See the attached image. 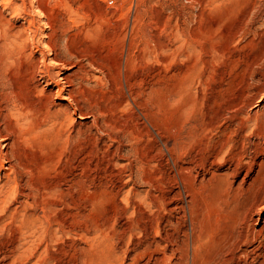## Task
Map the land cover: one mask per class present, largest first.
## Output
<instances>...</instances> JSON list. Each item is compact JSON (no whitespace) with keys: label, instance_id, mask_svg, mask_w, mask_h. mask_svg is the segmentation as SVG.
<instances>
[{"label":"rangeland","instance_id":"obj_1","mask_svg":"<svg viewBox=\"0 0 264 264\" xmlns=\"http://www.w3.org/2000/svg\"><path fill=\"white\" fill-rule=\"evenodd\" d=\"M108 1L0 0V264L224 262L264 199V0ZM221 143L223 184L201 165ZM254 219L235 264L264 261Z\"/></svg>","mask_w":264,"mask_h":264},{"label":"bare ground","instance_id":"obj_2","mask_svg":"<svg viewBox=\"0 0 264 264\" xmlns=\"http://www.w3.org/2000/svg\"><path fill=\"white\" fill-rule=\"evenodd\" d=\"M209 1V0H208ZM215 1V0H214ZM210 2V1H209ZM215 4V3H214ZM213 5V4H212ZM29 6V5H28ZM14 7V6H13ZM250 13V12H249ZM248 14V13H247ZM247 14L245 15V17H243L244 19H242V23H240V24H242V25H244V24H246L247 22H248V19H247ZM249 15V14H248ZM45 19V18H44ZM63 19V18H62ZM8 20V19H7ZM28 20V19H27ZM44 23V22H43ZM1 24V23H0ZM55 24V23H54ZM250 25V24H249ZM238 27H241V25L240 26H238ZM53 28V27H52ZM5 28L4 27H0V44H1V46L3 47V46H6V45H8L7 43L9 42H7V35H6V31L4 30ZM242 29H244L243 28V26H242ZM242 29H240V30H242ZM16 30V29H15ZM15 30L13 31V33L15 32ZM20 32V31H19ZM240 32V31H239ZM21 33V32H20ZM20 33H15V34H18V36H19V34ZM64 33V32H63ZM8 34H10L11 35V33H8ZM13 35V34H12ZM11 35V36H12ZM22 35H23V33H22ZM17 36V35H16ZM17 36V37H18ZM21 36V35H20ZM15 37V36H14ZM28 38V37H27ZM11 38H9V40H10ZM13 39V38H12ZM11 39V40H12ZM20 39H22V37L20 38ZM24 39H25V37H24ZM14 40V39H13ZM26 40V39H25ZM236 40V39H235ZM238 40V39H237ZM20 41H22V40H20ZM236 42V41H235ZM10 43V42H9ZM16 43V42H15ZM13 44V43H12ZM22 44H23V42H22ZM47 44V43H46ZM236 44V43H235ZM14 45V44H13ZM26 45V44H25ZM24 45V46H25ZM16 46L18 47V45L16 44ZM22 46V45H21ZM47 47H49L48 45H46ZM264 46V45H263ZM16 47V48H17ZM19 48V47H18ZM50 49V48H49ZM196 49V48H195ZM11 50V49H10ZM20 50V49H19ZM18 50V51H19ZM51 50V49H50ZM193 50H194V47H193ZM262 50V49H261ZM9 51V50H8ZM29 52V51H28ZM20 54V53H19ZM30 54V53H29ZM26 55V54H25ZM259 55H261V56H263L264 55V48H263V51L261 52V54H259ZM258 55V56H259ZM32 56V55H31ZM257 56V55H256ZM260 56V57H261ZM260 57L258 58L259 60H260ZM15 58V57H14ZM19 58V57H18ZM31 58V57H30ZM49 59V58H48ZM51 59H53V60H51V62L50 63H53L52 61H55L54 60V58H51ZM37 63V62H36ZM46 63H47V61H46ZM76 63V62H75ZM58 65V63H56V61H55V65ZM61 64V63H60ZM60 66V65H59ZM63 66V65H62ZM53 68V67H52ZM41 69V68H40ZM46 69H47V67H46ZM50 70V69H49ZM104 70V69H103ZM5 71V70H4ZM81 71V70H80ZM6 73V72H5ZM46 74H48V73H46ZM75 75V74H74ZM62 76H64V75H62ZM88 76V75H87ZM86 76V77H87ZM84 77V76H83ZM88 78V77H87ZM61 79H64V77H62ZM63 81V80H62ZM67 81V80H66ZM69 81V80H68ZM54 82V81H53ZM61 82V81H60ZM48 83V82H47ZM50 83V82H49ZM69 83V82H68ZM53 84V83H52ZM57 84V83H56ZM51 86V85H50ZM60 86H61V84H60ZM66 86V85H65ZM69 86V85H68ZM61 88V87H60ZM59 91V90H58ZM69 91V90H68ZM71 91V90H70ZM59 93V92H58ZM61 93H63V92H61ZM5 95V94H4ZM128 96V95H127ZM5 97V96H4ZM10 99V98H9ZM69 100L70 101V103H71V101L73 100L72 99V95L71 94H68L67 96H66V100ZM68 101V102H69ZM134 101V100H133ZM14 102V101H13ZM126 102H127V99H126ZM128 103V102H127ZM75 104V103H74ZM7 106V105H6ZM68 107V106H67ZM6 109V108H5ZM21 110V109H20ZM52 111V110H51ZM13 112V111H12ZM19 112H21V111H19ZM11 113V112H10ZM12 114V113H11ZM16 116V115H15ZM14 116V117H15ZM46 116V115H45ZM259 116V115H258ZM11 117H12V115H11ZM81 117V119H84L85 117H83V116H80ZM87 117V116H86ZM248 117V116H247ZM52 119V118H51ZM66 119V118H65ZM164 119V118H163ZM44 120V119H43ZM48 120V119H47ZM27 121V120H26ZM25 121V122H26ZM61 121H63V120H61ZM61 121H59V122H61ZM56 124V123H55ZM260 124V123H259ZM6 125V124H5ZM30 125H32V123H30ZM53 125V124H52ZM211 126V125H210ZM19 127V126H18ZM60 129V128H59ZM259 129V128H258ZM11 130V129H10ZM13 130V129H12ZM27 130V129H26ZM16 131V130H15ZM14 131V132H15ZM205 131V130H204ZM12 132V131H11ZM207 132H208V130H207ZM64 133V132H63ZM201 134V133H200ZM30 135V134H29ZM40 135V134H39ZM205 135V134H204ZM41 136V135H40ZM43 136V135H42ZM5 137V136H4ZM8 137V136H7ZM12 137H13V135H12ZM15 137V136H14ZM3 138V137H2ZM1 138V139H2ZM40 138V137H39ZM44 138V137H43ZM55 138V137H54ZM198 138V137H197ZM5 140H6V138H4ZM3 139V140H4ZM31 139V138H30ZM35 139V138H34ZM60 139V138H59ZM21 140V139H20ZM41 140V139H40ZM39 140V141H40ZM44 140H47L46 138L44 139ZM51 140V139H50ZM112 140V139H111ZM38 141V142H39ZM43 141V140H42ZM35 142V141H34ZM44 142V141H43ZM184 142V141H183ZM17 144V143H16ZM37 144V143H36ZM147 144V143H146ZM222 144V143H221ZM4 145V144H3ZM8 145V144H7ZM26 145H28V147H29V144H26ZM48 145V144H47ZM117 145V144H116ZM205 145V144H204ZM210 145V144H209ZM219 145V144H218ZM44 146V145H43ZM49 146H51V145H49ZM225 146L226 145H224V144H222L220 147H219V149L217 150V151H215L213 154H212V156L208 159V161H205L204 163H202L201 165L204 167L203 169H206L208 172H210L211 173V175H212V180H214V182L216 181L217 183H219V184H223V182H224V180H226L227 178H228V180H229V177L230 176H233V177H236V175L238 174V172H239V169H240V164H241V155L239 154V153H235L230 159H228L227 157H225L222 153H223V151L225 150L224 148H225ZM47 147V146H46ZM27 148V147H26ZM30 148H31V146H30ZM29 148V149H30ZM40 148V147H39ZM39 148H37L39 151H40V149ZM67 148V147H66ZM157 148V147H156ZM155 148V149H156ZM186 148H187V145H186ZM11 149V148H10ZM28 149V148H27ZM3 150V149H2ZM31 150V149H30ZM50 150V149H49ZM159 152H162V149L159 147V149H157ZM168 150V149H167ZM166 150V151H167ZM135 151H136V149H135ZM186 151V150H185ZM203 151V150H202ZM4 152V151H3ZM92 152V151H91ZM137 153V152H136ZM145 153V152H144ZM166 153V152H165ZM183 153H184V151H183ZM3 154V153H2ZM162 154V153H161ZM175 156V155H174ZM203 157H204V155H202ZM156 157H158V156H156ZM13 158V157H12ZM147 158V157H146ZM155 158V157H154ZM161 158V157H160ZM2 159V158H1ZM60 160V159H59ZM141 160V159H140ZM154 160V159H153ZM190 160V159H189ZM181 161V160H180ZM187 162H188V160H186ZM192 161V160H191ZM141 162H143V161H141ZM169 162V161H168ZM176 162H178V160L176 161ZM185 162V161H184ZM195 162V161H194ZM1 163V162H0ZM55 163V162H54ZM248 163V162H247ZM182 164V163H181ZM191 163H189V165H190ZM196 164V163H195ZM117 165V164H116ZM125 165V164H124ZM179 165V164H178ZM196 165H198V164H196ZM258 165H260V164H258ZM4 166V165H3ZM132 167V166H131ZM10 168V167H9ZM180 168L182 169V172H183V170L184 171H187L186 173H187V176L188 177H190L191 176V173H190V171L192 170V168L190 167V166H182V165H180ZM197 168V167H196ZM5 169V168H4ZM6 170H7V167H6ZM8 170H10V169H8ZM14 170H15V168H14ZM205 170V171H206ZM105 172V171H104ZM261 172V171H260ZM66 173V172H65ZM178 173H180V171L178 172ZM257 173V172H256ZM169 174V173H168ZM183 174V173H182ZM259 174L260 173H258V174H256V176L251 180L252 182L249 184V186L250 187H252V186H255V184H257L258 183V177H259ZM111 176V175H110ZM177 177V176H176ZM195 177H196V175H195ZM119 178V177H118ZM172 178V177H171ZM203 178H204V176H203ZM261 178V177H260ZM174 179V178H173ZM177 179V178H176ZM178 180V179H177ZM180 180V179H179ZM181 180H182V176H181ZM125 181V180H124ZM152 181V180H151ZM186 181V180H185ZM207 181V180H206ZM172 182V181H171ZM191 182V181H190ZM197 182V181H196ZM209 182V181H208ZM230 182V181H229ZM244 182H245V176L244 177H242V181H241V183H240V185L238 184L237 186H234V184H225V186L223 185V190H225V191H227V192H232V191H238V190H240V191H242L243 190V187L242 186H244ZM126 183V182H125ZM195 183V182H194ZM194 183H193V185H194ZM228 183V182H227ZM191 184V183H190ZM197 185V184H196ZM6 186V185H5ZM15 186V185H14ZM126 187V186H125ZM178 187V186H177ZM221 187H222V185H221ZM18 188V187H17ZM16 188V189H17ZM66 188V187H65ZM149 189V188H148ZM219 189V188H218ZM51 190V189H50ZM199 190V189H198ZM111 191V190H110ZM192 191V190H191ZM245 191V190H244ZM190 192V191H189ZM110 193V192H109ZM235 193V192H234ZM60 194V193H59ZM117 194V193H116ZM189 194V193H188ZM221 194V193H220ZM23 195V194H22ZM181 195V194H180ZM190 195V194H189ZM192 195V194H191ZM242 195V194H241ZM233 196V195H232ZM235 196V195H234ZM54 197V196H53ZM111 197V196H110ZM116 197V196H115ZM162 197V196H161ZM236 197V196H235ZM155 198V197H154ZM206 198V197H205ZM223 198H225V197H223ZM135 199H136V197H135ZM153 199V198H152ZM172 199H173V197H172ZM244 199H246V197L244 198ZM167 200H169V199H167ZM190 200V199H189ZM134 201V200H133ZM159 201V200H158ZM172 201V200H171ZM188 201V200H187ZM234 201V200H233ZM240 201V199H236L235 200V202H239ZM116 203H118V202H116ZM159 203H160V201H159ZM194 203H195V201H194ZM193 203V204H194ZM198 204V203H197ZM24 206V205H23ZM181 208H182V210H183V212L185 213V210H186V207L182 204V206H180ZM188 207H189V204H188ZM221 207V206H220ZM239 207V209L237 208V211H238V215H239V217H240V220L237 222L238 224H237V227L239 228L237 231H234V232H232L231 234H230V237H229V239H230V244H228L229 246H228V248H227V253H228V255H229V257L227 258V259H225L224 260V262H221V263H217V264H235L237 261H239L240 259H241V257L240 256H238V252H240L239 250L241 249V247L242 246H245L247 243H249V242H251L250 241V235H249V233H248V230H245V228H247V225H248V222H250V220H255L254 219V215L255 214H257V213H259L260 211H262L263 209H264V199H260V201H254V199H247V200H245L244 202H242L241 201V203H240V205L238 206ZM174 208V207H173ZM170 209V208H169ZM128 210V209H127ZM116 211V210H115ZM175 211V210H174ZM215 213V212H214ZM13 214V213H12ZM183 214V213H182ZM36 215V214H35ZM144 215V214H143ZM148 216V215H147ZM176 217V216H175ZM146 218V217H145ZM189 218V217H188ZM184 219V218H183ZM182 219V220H183ZM157 221V220H156ZM186 222H187V220H186ZM194 223V222H193ZM198 223V222H197ZM234 224V223H233ZM169 225V224H168ZM156 226V225H155ZM61 227V226H60ZM149 227V226H148ZM54 228V227H53ZM150 228V227H149ZM192 228V227H191ZM190 229V228H189ZM153 230V229H152ZM151 230V231H152ZM157 230V229H156ZM185 230V229H184ZM190 231V230H189ZM183 232V231H182ZM258 232V234L259 233H261V234H263V231H257ZM171 233V232H170ZM180 233H181V231H180ZM198 233V232H197ZM216 233V232H215ZM253 233H256L255 231L253 232ZM130 235V234H129ZM191 235H192V233H191ZM191 235L188 233V231H186L185 232V236H187V239H189L190 241H191V245H188V251L190 250V249H195V240L191 237ZM256 235V234H255ZM171 236V235H170ZM173 236V235H172ZM177 236V235H176ZM253 236V235H252ZM263 236V235H262ZM261 236V237H262ZM175 237V236H174ZM222 237V236H221ZM260 237V238H261ZM155 238H156V236H155ZM199 238H200V236H199ZM256 238V237H255ZM263 238V237H262ZM164 239V238H163ZM182 240V239H181ZM254 240V239H253ZM165 241V240H164ZM170 241V240H169ZM172 241V240H171ZM174 241V240H173ZM181 242V241H180ZM174 243H176V242H174ZM179 243V242H178ZM186 243V242H185ZM259 243V242H258ZM223 244V243H222ZM259 245V244H258ZM181 246V245H180ZM170 247V246H169ZM223 247H225V246H223ZM197 248V247H196ZM198 248H200V247H198ZM162 249V248H161ZM259 249H261V251L260 252H258V256L257 257H260V258H263L264 259V243L262 242L261 243V246H260V248ZM168 250H171V249H168ZM182 250V249H181ZM196 250V249H195ZM175 251V250H174ZM200 251V250H199ZM114 252V251H113ZM191 252V251H190ZM193 252V251H192ZM222 252V251H221ZM195 253V252H194ZM180 254V253H179ZM170 255V254H169ZM190 255H191V253H190ZM172 256V255H171ZM198 256V255H197ZM196 257V256H195ZM244 257V256H243ZM117 258V257H116ZM219 258V257H218ZM205 259V258H204ZM206 260V259H205ZM189 261L191 262V260L189 259ZM180 262V261H179ZM198 262H199V260H198ZM202 262V261H201ZM200 262V263H201ZM208 262V261H207ZM241 262V261H240ZM187 263H189V262H187ZM260 263V262H259ZM183 264V263H182ZM195 264V263H194ZM198 264V263H197ZM239 264V263H238ZM243 264V263H242ZM261 264H264V261L261 263Z\"/></svg>","mask_w":264,"mask_h":264},{"label":"built area","instance_id":"obj_3","mask_svg":"<svg viewBox=\"0 0 264 264\" xmlns=\"http://www.w3.org/2000/svg\"><path fill=\"white\" fill-rule=\"evenodd\" d=\"M108 2H109L110 4H112V3L114 2V0H109Z\"/></svg>","mask_w":264,"mask_h":264}]
</instances>
